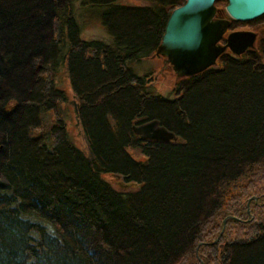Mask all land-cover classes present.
Returning a JSON list of instances; mask_svg holds the SVG:
<instances>
[{
  "label": "trees",
  "instance_id": "obj_1",
  "mask_svg": "<svg viewBox=\"0 0 264 264\" xmlns=\"http://www.w3.org/2000/svg\"><path fill=\"white\" fill-rule=\"evenodd\" d=\"M83 1L108 39L82 36L74 0H0V264H176L227 188L264 162V45L223 54L172 97L134 64L187 0ZM61 73L89 155L62 119L43 127L68 101ZM152 121L177 139L141 138L135 127ZM106 174L140 188L118 191ZM222 252L223 264H264V231Z\"/></svg>",
  "mask_w": 264,
  "mask_h": 264
},
{
  "label": "rangeland",
  "instance_id": "obj_2",
  "mask_svg": "<svg viewBox=\"0 0 264 264\" xmlns=\"http://www.w3.org/2000/svg\"><path fill=\"white\" fill-rule=\"evenodd\" d=\"M83 2V0H74V9L81 24L82 36L89 40L108 39L109 35L101 22L99 13H97L99 10L94 11ZM123 2L140 3L139 0H123ZM228 3V0H217L216 2L217 12L214 19L221 21L224 28L216 43L220 53L206 69L219 67V60L223 54L242 58L245 57L249 49H257V45L260 43L256 37L257 42L254 40L245 52L233 51L227 42L231 34L230 24L234 22L227 10ZM134 69L139 74L147 73L150 85H153L159 93L172 97L175 96L173 89L180 79L197 74L187 66L181 65L174 57L166 51L160 50L159 47L153 54L142 58L138 64H134ZM56 80L58 87L67 92L68 101L45 115L43 127L44 129L49 128L58 119H62L74 143L81 147L86 155H89V142L79 124L74 104L76 97L71 89L69 78L61 73ZM128 151L137 160L144 161L146 159L141 148L130 147ZM103 178L118 191L131 192L140 188L138 184L127 182L123 177L115 174H106L103 175ZM218 212L216 217L205 224L201 234L202 239L197 243L196 248L176 264H223L222 251L226 243L248 239L256 235L257 232L264 231V162L254 165L247 174L227 188L224 204Z\"/></svg>",
  "mask_w": 264,
  "mask_h": 264
},
{
  "label": "water",
  "instance_id": "obj_3",
  "mask_svg": "<svg viewBox=\"0 0 264 264\" xmlns=\"http://www.w3.org/2000/svg\"><path fill=\"white\" fill-rule=\"evenodd\" d=\"M227 10L236 20L249 21L264 14V0H228ZM217 0H187L174 9L163 35L159 49L166 51L193 73L205 70L220 53L216 47L224 25L215 20ZM254 42L250 32H234L228 37L233 51L245 52ZM76 114L78 106L74 101ZM136 133L143 139L176 140V136L159 126L157 121L135 127Z\"/></svg>",
  "mask_w": 264,
  "mask_h": 264
},
{
  "label": "flooded vegetation",
  "instance_id": "obj_4",
  "mask_svg": "<svg viewBox=\"0 0 264 264\" xmlns=\"http://www.w3.org/2000/svg\"><path fill=\"white\" fill-rule=\"evenodd\" d=\"M232 20L234 22H231L230 24L231 34L234 32H250L254 36V40H256V42V37H258L260 43L257 45V49H259L260 45H264V14L258 17L257 20L239 21L234 18Z\"/></svg>",
  "mask_w": 264,
  "mask_h": 264
}]
</instances>
